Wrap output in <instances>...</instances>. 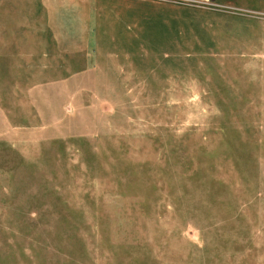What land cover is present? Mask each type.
I'll return each instance as SVG.
<instances>
[{"label": "rangeland", "instance_id": "rangeland-1", "mask_svg": "<svg viewBox=\"0 0 264 264\" xmlns=\"http://www.w3.org/2000/svg\"><path fill=\"white\" fill-rule=\"evenodd\" d=\"M0 264H264V0H0Z\"/></svg>", "mask_w": 264, "mask_h": 264}, {"label": "built area", "instance_id": "built-area-1", "mask_svg": "<svg viewBox=\"0 0 264 264\" xmlns=\"http://www.w3.org/2000/svg\"><path fill=\"white\" fill-rule=\"evenodd\" d=\"M195 1H199V2H202V1H204V0H195Z\"/></svg>", "mask_w": 264, "mask_h": 264}, {"label": "crops", "instance_id": "crops-1", "mask_svg": "<svg viewBox=\"0 0 264 264\" xmlns=\"http://www.w3.org/2000/svg\"><path fill=\"white\" fill-rule=\"evenodd\" d=\"M222 1H226V0H222ZM241 1V0H240ZM226 4H230L231 5V3H226ZM233 6V5H232Z\"/></svg>", "mask_w": 264, "mask_h": 264}]
</instances>
